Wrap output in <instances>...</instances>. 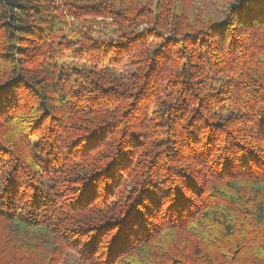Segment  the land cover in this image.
<instances>
[{"label": "trees", "instance_id": "obj_1", "mask_svg": "<svg viewBox=\"0 0 264 264\" xmlns=\"http://www.w3.org/2000/svg\"><path fill=\"white\" fill-rule=\"evenodd\" d=\"M69 253L264 264V0H0V264Z\"/></svg>", "mask_w": 264, "mask_h": 264}, {"label": "rangeland", "instance_id": "obj_2", "mask_svg": "<svg viewBox=\"0 0 264 264\" xmlns=\"http://www.w3.org/2000/svg\"><path fill=\"white\" fill-rule=\"evenodd\" d=\"M69 21H70V27H71V29L69 31H72L74 28H76L78 26V21L75 20L74 18H70ZM128 70H129V65L128 64H124L123 66L118 67L117 72L124 73L126 75ZM68 259L70 260L69 263H71V264L78 263L77 262V257H76V255L74 253H69Z\"/></svg>", "mask_w": 264, "mask_h": 264}]
</instances>
